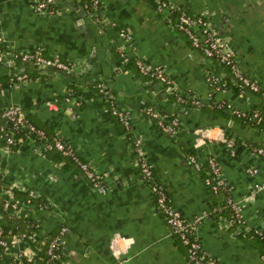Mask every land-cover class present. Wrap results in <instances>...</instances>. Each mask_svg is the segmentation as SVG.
Here are the masks:
<instances>
[{
    "label": "crops",
    "instance_id": "1",
    "mask_svg": "<svg viewBox=\"0 0 264 264\" xmlns=\"http://www.w3.org/2000/svg\"><path fill=\"white\" fill-rule=\"evenodd\" d=\"M82 1L55 0L60 13L48 16L33 11L27 0H0V34L7 54L38 47L45 56L73 64L65 73L46 75L28 63L0 62V83L15 72L30 76L23 86L0 91V108L18 105L40 127L61 134L81 158L101 171L108 186L106 193L97 192L75 165L54 162L36 143L6 151L0 140L5 182L16 181L51 204L50 211L25 207L22 215L38 219L39 234L61 225L67 228L62 264H192L182 245L169 235L153 194L139 176L131 147L137 137L173 207L188 219L205 217L195 231L203 250L222 264H264L262 241L249 231H242L247 236L239 233L223 210L212 215L225 194L210 191L204 184L205 172L196 171L188 161L190 154L201 162L213 158L229 185V197L242 201L246 224L264 230V157L254 152L264 146V128L217 107L177 102L123 57L161 66L187 100L263 112L264 101L258 94L241 95L233 83L214 91L206 72L227 75L226 70L192 47L185 34L157 11L153 0H100L97 16L104 20L100 23L81 7ZM167 1L177 11L206 14L215 30L226 36L240 70L264 88V0ZM98 82L105 83L118 105L132 115L128 134L97 94ZM71 88L81 91V104L73 103L74 96L67 100ZM149 106L178 117L174 135L148 120L144 110ZM198 130H207V135H198ZM224 137H234V155ZM3 211L0 208V215Z\"/></svg>",
    "mask_w": 264,
    "mask_h": 264
},
{
    "label": "built area",
    "instance_id": "2",
    "mask_svg": "<svg viewBox=\"0 0 264 264\" xmlns=\"http://www.w3.org/2000/svg\"><path fill=\"white\" fill-rule=\"evenodd\" d=\"M153 1L157 11L160 12L164 18L172 21V27L183 32L189 39L192 47L199 49L205 59L208 61H215L226 70L227 75L231 73L233 84L241 95H245L246 93L258 94L264 101V88H262L257 81H254L240 70L236 55L229 41L212 28L211 21L206 14L201 13L200 15L193 16L183 10L177 11V7L167 0ZM27 2L36 13L48 16H55L60 13L59 9L56 7L55 0H27ZM81 7L97 22H104L103 18L97 16V14L100 13V0L84 1ZM113 25L116 26V23ZM120 31L125 39L128 40L130 38L123 29ZM2 42L3 39L0 34V62L12 64L17 62L22 64L32 63L33 65L43 68L54 67L60 71H67L73 67L72 62L63 61L55 55L50 57L45 56L43 50L38 47L23 49L12 55L7 54L6 51L2 49ZM123 58L125 62L128 61V57L124 56ZM135 64L141 75L161 83L168 93L174 95L176 98L175 100L181 104H190L197 108L210 105L211 108L217 107L224 111H230L232 116L238 118L242 122L264 126V112L259 109L245 111L234 109L226 103L214 105L199 98L187 100V97L179 94L161 66L154 65L142 58L136 59ZM206 74L207 83L214 91L226 89L224 81V76H227L226 74L223 75V73L219 74L211 71H207ZM29 79L30 76L26 72L12 73L8 78L7 88L23 86ZM1 86L2 84L0 83V91L4 90L1 89ZM94 87L97 89L99 95L108 102L111 113L117 117L124 127L125 132L127 134L131 132L132 115L129 111L118 105L117 96L114 95L103 82H98ZM70 92L71 91H69L68 94ZM66 98L70 101L72 96H67ZM72 101L76 105L79 104L77 100ZM47 105L49 107L55 106L53 102H47ZM144 113L148 120L151 123H155L163 132L170 135H174L177 132L179 127L178 117L157 112L156 109L151 106L145 108ZM197 132L198 135L205 136L208 131L198 130ZM0 140L3 142L6 151L19 148L24 143L32 142L36 143L37 149L43 154L50 151L59 152L62 156L70 158L73 161L75 166L83 173L90 185L97 192L106 193L108 191L105 176L101 171L91 162L81 158L76 149L61 134L56 133L49 136L44 130L32 124L26 117V111L20 107L11 105L0 108ZM222 140L226 143L231 155H234L236 147L235 139L232 137H224ZM131 147L139 176L148 185L149 190L154 196L156 210L166 221L169 235L177 236L181 243L185 245L188 260L192 264H222L215 257L208 255V253L203 250L196 236V228L203 222L205 217L200 215L188 219L178 212L171 204L165 187L155 180L153 170L148 164L145 152L141 146V140L137 137L132 138ZM254 152L258 156L264 157V146L254 148ZM188 161L196 171L205 172L204 184L210 191L215 194H225L224 204L220 205L218 211L215 210V212L230 209L231 215L229 222L227 221L228 224L236 225L239 233H244L242 231H253L264 241V230H252L246 224L242 213V201L236 202L229 197V185L225 181L218 163L211 157H209L206 162L198 161L192 154L188 155ZM0 173L8 175L1 169ZM15 191H28L29 198L27 201H17L14 198ZM0 195L3 196V209L9 210L14 216L22 214L23 208L25 207L34 210H52L51 204L45 200H40L37 204L31 203V199L40 198L39 194L33 190H28L25 186L16 181H12L11 183L4 182L3 185L0 184ZM246 199L247 198L244 200ZM66 232L67 228L65 226H58L57 234L50 240L47 246L46 253L48 258L46 264L63 263L65 253L64 237ZM34 235H37V232ZM31 239H33L32 235L25 234L19 236L13 235L10 242L0 237V256L4 253L13 259L12 263L0 264H34L33 260H35L36 251L30 246ZM15 244H21L24 248L22 247L20 250H14L12 247Z\"/></svg>",
    "mask_w": 264,
    "mask_h": 264
},
{
    "label": "trees",
    "instance_id": "3",
    "mask_svg": "<svg viewBox=\"0 0 264 264\" xmlns=\"http://www.w3.org/2000/svg\"><path fill=\"white\" fill-rule=\"evenodd\" d=\"M84 1H88V0H83L82 2H84ZM177 31H179V30H177ZM181 33H183V32H181ZM134 61H135V59L131 58V59H128L127 63H128V65H134L135 64ZM232 79L233 78H232L231 73H228V75L225 78L226 88L228 86L227 84L233 83V81H231ZM1 84H2L1 89L7 88L8 87V78H7V80L5 79ZM95 90L97 92L96 88H95ZM70 91L71 92L69 94H67V96H72V97L74 96L75 99L77 101H79L81 104V96H82L81 91L77 88H71ZM97 94H99V93L97 92ZM106 103L108 104L107 101H106ZM108 106H109V112L111 113L110 105L108 104ZM217 111H219L220 113H223V111L222 112L220 110H217ZM111 115H113V114L111 113ZM26 117L36 127L44 130L47 133V135H49V136L54 135V133H51L45 127H43V126L40 127L38 123H35L34 121H32L30 114L26 113ZM114 117L117 119L116 116H114ZM118 122H119V120H118ZM121 126H122V124H121ZM260 127L264 128V126H262V125H260ZM122 128H123V131L125 132V129L123 126H122ZM47 153L49 154V159H52L54 162H59V161L64 160L66 162V164L71 163V164L75 165L70 158L62 156L59 152L50 151ZM6 179H7L6 175L3 173H0V184L1 185L4 184ZM14 198L17 201H27V199L29 198L28 191H26V192L15 191L14 192ZM40 200L44 201V199L42 197H40L39 199H31V203L33 202L34 204H37ZM3 204H4L3 203V196L0 195V208H3ZM222 212H224V214L230 218V215H231L230 209H224ZM212 213H213L212 215H215L216 213H219V212L214 211ZM40 227L41 226H40L39 221L36 218L31 217V216H26V215H22V214H20L18 216H14L11 214V212L9 210H6V209L3 211L2 215H0V237L2 239L6 240L7 242H10L13 235H17V236L22 235V234L32 235L33 239H31L30 246L36 251L35 260H33L34 264H46V261L48 258L47 253H46L48 243L58 232V227H56L55 229L50 230L49 232H47L45 234H39ZM36 232H37V235H34ZM242 234H244V236L245 235L247 236V234H251L250 236L253 235V238H257L258 240H260L264 243V241L259 236H257L253 231H249L247 234H245V233H242ZM174 237L182 245V247L185 249V253H186L185 245H183L181 243V241L179 240V238L177 236L174 235ZM12 262H13V259H11L9 257V255H6L3 253V255L0 256V263H12ZM50 264H53V263H50ZM54 264H58V263H54Z\"/></svg>",
    "mask_w": 264,
    "mask_h": 264
},
{
    "label": "water",
    "instance_id": "4",
    "mask_svg": "<svg viewBox=\"0 0 264 264\" xmlns=\"http://www.w3.org/2000/svg\"><path fill=\"white\" fill-rule=\"evenodd\" d=\"M70 2L72 1V0H69ZM74 6H76L77 7V4H75L74 3ZM211 26H212V28L213 29H215V27H214V25L211 23ZM221 36L222 37H226V36H224L223 34H221ZM24 64V63H23ZM28 64H31V67L32 66H34L36 69H38V70H40V72H42V73H44V74H46V75H51V74H53V73H55V72H64L65 73V71L63 70V71H60V70H57V69H55L54 67H47V68H43V67H41V66H36V65H33L32 63H28ZM22 71H24V69L22 70ZM158 83V82H157ZM159 85H161L162 87H164L161 83H158ZM110 88V87H109ZM13 106H16V107H20V106H18V105H13ZM231 124V123H230ZM208 127H211V126H208ZM234 138V137H233Z\"/></svg>",
    "mask_w": 264,
    "mask_h": 264
}]
</instances>
